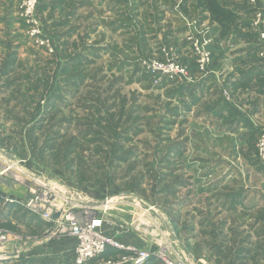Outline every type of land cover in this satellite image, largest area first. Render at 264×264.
<instances>
[{"label":"rangeland","instance_id":"obj_1","mask_svg":"<svg viewBox=\"0 0 264 264\" xmlns=\"http://www.w3.org/2000/svg\"><path fill=\"white\" fill-rule=\"evenodd\" d=\"M182 1L39 0L35 26L21 13L0 14V60L16 59L0 66V158L22 179L79 196L104 235L119 241L108 232L111 222L123 223L122 232L139 238L126 244L138 250L154 252L161 243L188 262L264 264V79L253 72L236 92L241 114L251 117L244 132L201 111L172 120L179 106L166 90L196 79L182 65V42L194 58L193 41L204 39L185 29ZM245 1L230 2L246 7L236 9L234 25L255 52L240 56L230 38L220 40L225 54H213L222 66L235 60L262 72L253 20L264 15V0ZM155 63L184 68L187 81L151 71ZM10 178L0 180V231L8 238L0 251L10 257L0 264H74L73 236L2 203L25 198Z\"/></svg>","mask_w":264,"mask_h":264},{"label":"built area","instance_id":"obj_2","mask_svg":"<svg viewBox=\"0 0 264 264\" xmlns=\"http://www.w3.org/2000/svg\"><path fill=\"white\" fill-rule=\"evenodd\" d=\"M18 13L27 19V23L36 25L31 18L34 16L36 7L39 0H18ZM255 21V22H254ZM253 25L256 28L258 35L259 49L257 50V57H259L261 63L264 65V15L257 14L254 16ZM39 32L32 30L29 32L30 37H37ZM197 39V38H196ZM191 40V37L188 38ZM38 46L47 45L43 41L37 42ZM211 42L209 38L201 40H195L192 43V53L196 61L198 70L204 72L211 64L212 58L208 46ZM151 71L160 75L168 76V74H178L180 77L188 79L185 69L174 65H164V63H155L150 67ZM172 72V73H170ZM264 72V71H263ZM226 99H229L227 92L224 93ZM264 142V141H263ZM262 142V144H263ZM263 153V154H262ZM262 160L264 162V152H261ZM14 169V171H13ZM7 174L11 175L12 180L15 183H19L21 187L26 190L25 198L9 200L4 197L2 203L5 205H12L17 207H25L29 210V213H34L40 217L41 221L48 223V230H51L57 235L68 234L73 236L76 241V245L73 249L74 252V264H147L151 259L160 260L162 264H199V261L190 262L185 261V258L178 255L173 256L171 249L165 244L158 243L155 251L151 250H138L131 245H124L113 236H107L100 231L102 226L101 219L91 218L90 211L83 209L84 201L77 196V201L68 199L66 190H54L27 178L22 179V172L15 167V164L11 160L5 157L0 158V180ZM34 184V186H33ZM42 188L44 191H42ZM47 188V189H45ZM0 191V195H1ZM136 203V208L141 209V204ZM107 205V204H106ZM84 210V211H83ZM142 214L141 216H143ZM145 216V215H144ZM93 217V216H92ZM138 226L133 231L137 233ZM8 241V238L0 231V245ZM112 249L115 251V255H110L108 258L102 256ZM17 255L13 257L15 260ZM10 259L8 254L4 251H0V261H6Z\"/></svg>","mask_w":264,"mask_h":264},{"label":"crops","instance_id":"obj_3","mask_svg":"<svg viewBox=\"0 0 264 264\" xmlns=\"http://www.w3.org/2000/svg\"><path fill=\"white\" fill-rule=\"evenodd\" d=\"M238 3L239 0H217V4L223 8L224 10L232 11L234 16L236 15V9L239 10V12H244L246 7H238L235 6V4L230 3ZM246 2L245 0H240L238 4H244ZM232 5V6H230ZM179 7V6H178ZM233 7V8H232ZM181 9V20H183V23L185 26V29L188 31H193L199 34L198 37L201 38H209V41L211 42L209 44L210 52H212V62L207 67L206 71L201 72L198 70L197 64L195 63V59L192 58L191 53L187 51L188 44L187 41L182 42V48L180 49L179 56L180 59H182V65L186 66V69L191 70L192 75H195L196 79L194 83L190 84H184L183 85V92L179 93L176 91L177 88L181 85H172L166 91H171V99L173 101L178 102V106H173L174 108L173 113L170 114L172 117V120L177 121L181 117L180 120H185L186 115L193 113V111H197L200 113H205L213 118H219V120H223V117H226L227 111H222V102H225V98H223V91L227 92L229 95V102L227 103L230 108L234 109L238 114H240L241 117L243 115L241 113L246 112V107L242 106L241 104H238V94L236 93L239 91L238 88H240L241 84L249 82L252 77V73H256V68L253 66V63H248L245 66L240 64V62L234 61L225 67V65H221L222 62L218 60V58H214L213 51L214 48L219 49L220 51H223L222 53L225 54V51H227V46H221L220 40H230V38H236L235 48H241L240 56L243 54L244 56L247 53H253L255 52L254 46H252V41H250L247 38V33L239 31L234 32L232 31L229 36L226 38L219 39L218 33H219V26L216 24V22L211 20L210 14L208 11L201 9L199 5V0H193L192 2H187L186 0H183L181 2V5L179 7ZM73 13V11H71ZM70 12V14H71ZM8 13H18V3L15 0H0V14H8ZM4 23L6 22V17L2 18ZM1 19V20H2ZM180 19V18H179ZM2 22V21H1ZM6 24V23H5ZM196 37V38H198ZM218 38V39H217ZM238 39V40H237ZM170 43V41H168ZM223 45V44H222ZM5 58H2L0 60V66H7L10 65V62H15V58H10L11 56L8 54L4 56ZM234 57V56H233ZM235 58V57H234ZM16 63V62H15ZM221 65V67H220ZM245 67H247L246 71H244ZM188 70V71H189ZM222 71V72H221ZM190 73V74H191ZM254 79H256V76H253ZM185 88V89H184ZM242 88V87H241ZM232 92V93H231ZM231 96H230V94ZM264 91H261L260 95H263ZM183 114V116L179 114ZM221 114V115H219ZM185 115V116H184ZM251 118L249 116L243 117L242 119H245L248 121V119ZM224 121V120H223ZM231 121L228 123V127L230 130H238L241 132H244V129H246V126H244L243 123L237 124L236 121L233 122V124H230ZM224 124V123H223ZM243 134V133H242ZM182 185V183L180 184ZM234 197H240V193H236L233 195ZM236 199L233 202V204H236ZM239 203V202H238ZM100 219V218H99ZM26 222H30L31 220L25 219ZM115 222V223H114ZM111 222L113 223V228L109 229V234H114L119 238V241L123 244H133L136 245L138 242V237L133 236L131 238L128 237L126 232H122L121 230H127L125 225L120 222ZM105 224V223H103ZM144 246V245H142ZM147 245L145 244V247ZM140 247V246H139ZM74 249V248H73Z\"/></svg>","mask_w":264,"mask_h":264},{"label":"trees","instance_id":"obj_4","mask_svg":"<svg viewBox=\"0 0 264 264\" xmlns=\"http://www.w3.org/2000/svg\"><path fill=\"white\" fill-rule=\"evenodd\" d=\"M199 5L201 9L206 10L210 14L211 20L215 21L216 24L219 26V33H218V38H226L229 36V34L234 31L235 33L238 32L236 29L235 24V16L232 11L224 10L217 4V0H199ZM232 28V30H231ZM217 38V39H218ZM210 46H208L209 49ZM210 51V49H209ZM11 58V57H10ZM13 60V58H12ZM10 65H12V62H10ZM9 64L7 66H10ZM6 66V67H7ZM5 75V74H4ZM256 78H260L262 81L264 79V72L262 71H257L255 73ZM185 84H190V83H185ZM185 89V88H184ZM183 85L179 86V88L176 89L179 93H182L183 91ZM222 111H227L226 118L223 119L231 121V125L233 124L234 121L237 122V124L243 123L246 128L248 127V121L245 119H242L243 117L240 116L234 109L230 108V106L226 102H222ZM221 115V114H219ZM115 251L112 249H108V251L102 256L103 258H108L110 255H115ZM150 262V261H149Z\"/></svg>","mask_w":264,"mask_h":264}]
</instances>
